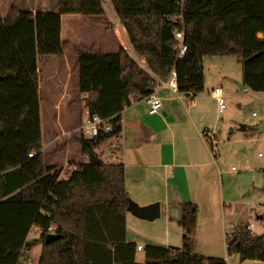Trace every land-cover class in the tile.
<instances>
[{
	"label": "trees",
	"instance_id": "1",
	"mask_svg": "<svg viewBox=\"0 0 264 264\" xmlns=\"http://www.w3.org/2000/svg\"><path fill=\"white\" fill-rule=\"evenodd\" d=\"M110 1L147 69L123 46L106 52L96 44L62 39L63 15H79L111 30L102 0H58L57 12L34 14L12 6L6 17L0 13V264H25V252L38 245L37 264H228L194 251L198 206L193 202L181 204V246L146 245L138 261L137 244L127 238L133 201L124 164L91 163L89 152L100 157L94 147L119 136L124 107L150 95L157 78L166 79L173 68L180 93L203 91L204 57H235L242 83L264 92V0H188L183 25L175 18L177 0ZM176 30L184 32L183 59L177 57ZM70 48L76 55L72 72L79 95L88 100L81 116L86 111L109 119L112 130L88 139L80 124L44 153L40 60L63 56ZM71 143L87 160L61 178L57 162ZM33 228L39 229L38 237L29 239ZM50 228L59 237L46 242ZM225 244L226 252L241 261L264 262L262 233L242 227Z\"/></svg>",
	"mask_w": 264,
	"mask_h": 264
},
{
	"label": "rangeland",
	"instance_id": "2",
	"mask_svg": "<svg viewBox=\"0 0 264 264\" xmlns=\"http://www.w3.org/2000/svg\"><path fill=\"white\" fill-rule=\"evenodd\" d=\"M9 2L11 0H6V3ZM27 3H30V0ZM102 5L105 11L104 17L112 24L111 30L107 31L104 26L91 21L90 24L84 22L83 27H86V23L91 26L87 29L92 35V41L103 43L105 38L111 42L114 40L113 43L102 44V48L106 52L116 51L114 45H119L118 42L121 38L123 39V29L110 0H102ZM3 10L4 8L0 7V12L5 15ZM67 32L68 26L65 23V39L68 38ZM122 43L139 63L147 67L145 60L126 41ZM88 45L91 44L88 43ZM71 55L68 52L69 61ZM62 60V56H49L40 60L43 80L49 82L47 86L41 84V86L44 85L41 95L47 96V99H43L40 104L43 141L51 140L57 135L63 138L60 143L46 147L44 153L59 146L65 140L64 133L78 128L85 117V115L81 116L83 102L78 91L77 73L74 79L73 65L70 62L68 66L61 65ZM202 65L204 89L197 96H205L201 102L208 109L209 117L215 120L217 118V120L213 126H209V130H205L203 126H198V130L202 133L210 150L214 152L217 166L214 173H211V182L205 188L199 189L196 184L192 189L184 186L180 189L179 199L184 202L192 201L198 206L194 236L195 252L214 257H227L229 264H238L237 256L226 252V237L249 223L254 224L253 233H264V222L259 219V216L264 214V130L258 131V128L264 126V93L241 87L242 67L235 57H204ZM218 87L222 89L224 95L225 107L222 112L218 110V102L215 106L207 97ZM44 102H49L50 106L46 108ZM55 122H59L57 127L54 126ZM243 125L246 126L245 130L241 129ZM188 131L190 135L197 134L193 126H189ZM110 143L111 141H105L95 146L94 151L104 161L120 162V154L112 155L111 153V150L118 151L119 145ZM68 147L70 148L68 164L64 165L62 161L57 162V168L63 173L61 178H66L72 171V164L80 165V161L87 160L86 156L78 152L79 149L75 143H71ZM170 195L169 199L162 195L155 196L158 198L154 203L160 204V217L155 220L142 219L128 212L127 233L133 242L149 245L151 237L157 239L156 243L165 241V223L168 213L172 216L178 215L179 219L182 214V208L180 204L178 206V200L174 198L177 196L176 191L171 192ZM135 201L133 200V203L144 206ZM175 228L173 229L172 226L168 233L170 241H176L180 234L182 237V230L177 226ZM38 234L35 229L31 230L29 239L38 237ZM40 253L41 246L33 247L30 255L27 254L29 261L26 264H37ZM138 253V259L141 261L143 252Z\"/></svg>",
	"mask_w": 264,
	"mask_h": 264
},
{
	"label": "crops",
	"instance_id": "3",
	"mask_svg": "<svg viewBox=\"0 0 264 264\" xmlns=\"http://www.w3.org/2000/svg\"><path fill=\"white\" fill-rule=\"evenodd\" d=\"M27 1L28 0H11V2L6 3V0H4V2L2 0L0 1V7L4 8L3 11L5 15H2L1 12L0 13L3 17H6L12 6H15L22 11H28L34 14L37 12H57L58 10V0H46L47 2L45 0H36L35 2L34 0H30V3H27ZM84 22L89 23L90 21H87V19L82 18L79 15H63L61 20L62 39L69 40L72 43H84L85 45H88V43L96 44L101 47L102 44L107 45L108 43H113L114 40L111 42L106 38V40L103 39V43L92 41V35L89 34L87 29L91 26L86 23V27H83ZM65 23L68 26V38L66 39L64 37ZM120 26L121 29H123V39L120 37V42H118L119 45H114V47L116 50H118L120 46L124 47L122 41H126L132 48L129 43L125 28L121 23ZM259 36L263 37V34L260 33ZM124 48L127 49L126 47ZM68 52L72 54L70 56V61L67 58ZM130 55L132 56L131 53ZM75 56L76 55L74 54L73 49L70 48L62 56L63 60L61 61V65L68 66L70 62L71 65L74 66L76 61ZM132 57L135 59L134 56ZM65 62H67V64ZM139 64L147 69V67L143 64ZM74 75L75 73H73V77L75 79ZM41 84L47 86L49 82L43 81ZM44 85L41 86V90ZM243 89H248V87ZM159 95L162 100V108L160 112L156 114L149 113V105L146 101V98L141 100L133 99L129 104H127L121 112V133L118 137H113L107 141H111V145H119L118 151L115 152L111 150V153L112 155L120 154V162L124 164L125 168V185L131 200H136L135 202H139V204L147 206L156 202L155 200L158 197L155 196L162 195L166 199H169V196H171L170 193H174L176 191L177 196H174V198L178 200L177 204L178 206L180 204L181 207V204L184 203V201H180L179 199L181 188L186 186L188 189H192L196 184L199 189H202L205 188L209 182H211V173H214L215 166H217L216 156L214 152L210 150L206 140L203 138L202 133L199 132L198 126H203L205 130H209V126H213L217 118L215 120V118L213 119L209 117L208 109L204 107L203 103L201 102V99H203L205 96H197V94L195 96L191 94L184 95L183 93L174 94L166 88L159 90ZM80 97L83 102V107L87 108L85 106V98L87 97L84 95H81ZM207 97L216 106L217 100L213 95V90L211 91L210 95L208 94ZM43 99H47V96H42V101ZM44 103L46 104V108L50 106L49 102ZM84 115H86V111ZM58 125L59 122L54 123L55 127ZM189 126H193L197 131V134L190 135L188 131ZM61 133L59 135H61ZM62 139L63 138L61 136L59 137L57 135L51 140L48 139L46 142L44 141L43 151L46 147L50 146L53 141ZM113 147H111V149H113ZM69 152L70 148L68 147L59 158H63L62 162H64V165L68 163ZM104 162L113 163L111 161ZM174 198L173 200H175ZM175 215L172 216L171 213H168L165 223V241H159L162 244H165V247L181 246V234L179 235L178 239H176V241H170L168 237V233L172 226L173 229H176V226L179 227L177 224L179 216ZM127 222L128 217L126 216V225ZM37 232L39 233V231ZM127 238L128 241H132L131 238L128 237V233ZM151 238L150 244H161L156 243L158 242L157 239H154L153 237ZM135 243L142 244L144 247L147 245L146 243ZM31 250L26 251L24 257H22L25 264L29 261V256L27 254L30 255ZM139 252H143L144 258V251ZM138 256L139 253H137V260L140 261ZM225 259L227 260V257ZM238 260V264H264V262L260 261H241L239 258ZM141 261H143V259Z\"/></svg>",
	"mask_w": 264,
	"mask_h": 264
},
{
	"label": "built area",
	"instance_id": "4",
	"mask_svg": "<svg viewBox=\"0 0 264 264\" xmlns=\"http://www.w3.org/2000/svg\"><path fill=\"white\" fill-rule=\"evenodd\" d=\"M187 1L188 0H177V4L180 8V14L175 16V18L179 20V22L182 25L184 24L183 11H184ZM174 38L176 41V47L178 49L177 57L178 59H183L187 51V45L185 44L184 32L182 30H176L174 33ZM163 88L169 89L174 94H179L177 74L174 68L171 70L169 76L166 79H163V80L157 79L156 88L150 95L146 97V101L149 105L150 114H156L160 112L162 108V100L159 95V90ZM213 95L215 96L218 102L219 111L222 112L225 107L224 95H223L222 89L219 87L215 88L213 90ZM79 128L82 131V134L88 139L96 138L100 134V131H103L104 133H108V132H111L112 130L111 124L109 123V119H103L98 115H92V114H89L88 112L86 113L84 119L82 120ZM32 155L33 154H30V156ZM71 168L72 170H77L79 168V165L72 164ZM61 175H62V172H61ZM231 227H233V225H231ZM33 229H35L36 231H39V229H36V228H33ZM246 229L253 232L254 224L249 223L246 226ZM49 232L53 233V228H50ZM136 249H137V252L143 251L144 246L142 244H137Z\"/></svg>",
	"mask_w": 264,
	"mask_h": 264
},
{
	"label": "water",
	"instance_id": "5",
	"mask_svg": "<svg viewBox=\"0 0 264 264\" xmlns=\"http://www.w3.org/2000/svg\"><path fill=\"white\" fill-rule=\"evenodd\" d=\"M241 87L245 88L246 85L241 83ZM85 106H88V100L87 98H85ZM242 130L246 129V126H241ZM264 130V126L258 128V131H263ZM89 161L91 163H103V159L100 157H97L93 152H89ZM130 212H132L134 215H136L137 217H140L142 219H146L149 221L155 220L157 218L160 217V204L159 203H154V204H150L147 206H139L135 203H131L129 206ZM259 219H262V215L259 216ZM264 235V233H263ZM59 237V235L54 234V233H50L48 235H46L45 237V241L49 242L51 240L57 239Z\"/></svg>",
	"mask_w": 264,
	"mask_h": 264
}]
</instances>
